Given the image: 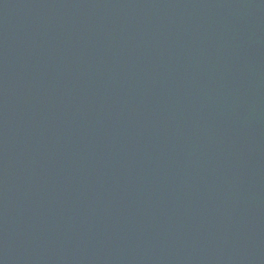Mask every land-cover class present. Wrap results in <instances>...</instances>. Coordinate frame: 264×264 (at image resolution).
<instances>
[{
    "label": "water",
    "instance_id": "water-1",
    "mask_svg": "<svg viewBox=\"0 0 264 264\" xmlns=\"http://www.w3.org/2000/svg\"><path fill=\"white\" fill-rule=\"evenodd\" d=\"M0 264H264V0H0Z\"/></svg>",
    "mask_w": 264,
    "mask_h": 264
}]
</instances>
